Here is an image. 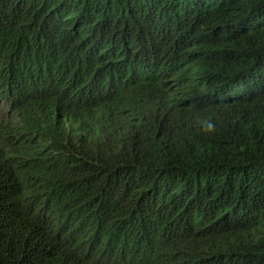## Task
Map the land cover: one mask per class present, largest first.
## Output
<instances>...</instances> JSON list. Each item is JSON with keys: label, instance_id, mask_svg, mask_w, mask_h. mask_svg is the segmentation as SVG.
I'll return each instance as SVG.
<instances>
[{"label": "trees", "instance_id": "16d2710c", "mask_svg": "<svg viewBox=\"0 0 264 264\" xmlns=\"http://www.w3.org/2000/svg\"><path fill=\"white\" fill-rule=\"evenodd\" d=\"M0 264H264V0H0Z\"/></svg>", "mask_w": 264, "mask_h": 264}]
</instances>
